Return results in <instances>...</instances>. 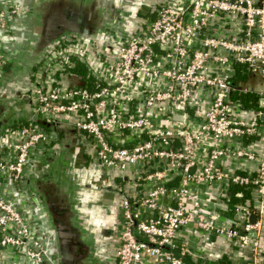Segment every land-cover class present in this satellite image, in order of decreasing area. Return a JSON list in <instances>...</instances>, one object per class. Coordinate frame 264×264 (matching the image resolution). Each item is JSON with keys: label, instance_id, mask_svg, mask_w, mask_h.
Returning <instances> with one entry per match:
<instances>
[{"label": "built area", "instance_id": "built-area-1", "mask_svg": "<svg viewBox=\"0 0 264 264\" xmlns=\"http://www.w3.org/2000/svg\"><path fill=\"white\" fill-rule=\"evenodd\" d=\"M17 2L0 0V39ZM150 2L119 52L66 39L35 67L30 98L37 120L51 128L27 122L0 133V264L7 251L26 264L50 262L5 187L23 189L28 165L47 156L59 127L73 130L100 172L115 173L126 188L114 264H204L217 239L259 264L264 0ZM9 63L0 42V74ZM80 64L91 82L74 74ZM238 66L261 77L258 109L233 99L248 92L232 83ZM232 193L238 201L231 207Z\"/></svg>", "mask_w": 264, "mask_h": 264}, {"label": "crops", "instance_id": "crops-1", "mask_svg": "<svg viewBox=\"0 0 264 264\" xmlns=\"http://www.w3.org/2000/svg\"><path fill=\"white\" fill-rule=\"evenodd\" d=\"M26 2L33 7L35 0H26ZM143 3L141 16L150 11V8L147 7V5L150 6L151 4L150 0H144ZM11 19H9V27H13V29L12 31L9 29V34L1 36L0 42L7 52L17 50L19 53L34 40L35 34L40 29L39 22L35 19H30L14 24L12 22L13 19ZM9 68L10 63L7 69L0 74V77ZM14 82L6 88L11 94H19L22 93L20 90L29 88L25 81L15 79ZM78 82L77 78L72 79L73 84ZM31 83H33V78ZM239 83L238 88L248 91L247 93H258L261 89V77L259 75H250L246 81ZM31 88L32 85L30 86V92ZM7 101H12L14 104L8 105ZM18 102H20L21 107L13 113L15 103ZM201 103L203 102L201 101ZM3 104L0 110L5 111V114L9 113L10 118L8 117L7 120L9 124L13 119L15 121L23 118L26 121L29 116L31 117L28 105L20 99L10 98L4 101ZM204 107L205 105L200 104L201 111ZM8 129L11 128L9 127ZM51 132V150L47 156L35 159L28 165L26 183L23 189L17 190L13 184H7L5 188L8 193L17 197L22 204L28 218L37 228V236L40 239L41 237L43 238L44 242L42 244L45 246L44 248L51 260L57 256L61 245L63 247L67 245L64 239L67 233L69 236L75 231L78 237L85 239V229L79 233V227L82 224L87 227L86 232L88 234H90V231L96 230L102 234L105 233V240L100 253L103 257L110 258L115 254L118 243L117 239H114L111 234H113V230H116L115 224L118 221V211L121 204L113 190L110 189L116 184L114 181L115 177L110 179L108 183L109 191L104 193L101 188L100 167L80 148L75 132L67 127H62L55 131L52 130ZM8 140H11V137ZM68 176L70 179L67 182L66 178ZM75 200H78V203H75ZM73 205L75 206L74 208ZM104 206L109 208L104 209ZM114 226L115 228H113ZM58 229L62 234L60 237L56 236ZM71 243L74 244L75 241ZM66 248L67 246L61 251L66 254L65 258L68 261L72 259L77 248ZM81 251L79 247L77 252L80 253ZM208 251L209 260L205 261L204 264H219L224 259L230 264H252L249 254L247 256L241 252H236L221 239H217L208 248ZM258 252L259 264H264V224L259 239ZM2 257L5 258V264H26L23 257L14 255L12 252H4Z\"/></svg>", "mask_w": 264, "mask_h": 264}, {"label": "water", "instance_id": "water-1", "mask_svg": "<svg viewBox=\"0 0 264 264\" xmlns=\"http://www.w3.org/2000/svg\"><path fill=\"white\" fill-rule=\"evenodd\" d=\"M144 0H35L28 5L26 0L17 2L19 13L12 18L14 24L22 20L35 19L39 22V32L34 40L18 53L9 51L10 68L0 77V99H20L28 105L31 115L26 122L44 124L37 120L30 98L31 79L34 69L45 55L62 40H91L98 48L111 46L119 52L124 42L137 30L141 20ZM11 19V20H12ZM13 27L10 28L12 31ZM110 48L108 50H111ZM15 79L25 81L29 88L22 93L11 94L8 86ZM180 120V117L176 118ZM264 120V118H263ZM47 125V124H46ZM51 128L50 125H47ZM62 127H59V129ZM255 217L252 218V222ZM180 257V252H175Z\"/></svg>", "mask_w": 264, "mask_h": 264}, {"label": "flooded vegetation", "instance_id": "flooded-vegetation-1", "mask_svg": "<svg viewBox=\"0 0 264 264\" xmlns=\"http://www.w3.org/2000/svg\"><path fill=\"white\" fill-rule=\"evenodd\" d=\"M17 1H18V3H21V0H17ZM109 48H111V46H109V47H100V50H102V51H108ZM7 103H8V105L9 104L10 105L14 104L12 101H7ZM20 107H21L20 102L15 103L14 110L12 112L14 113V112L18 111L20 109ZM8 117H9V113H6L5 114V111H1L0 110V132L1 133H3L4 131H6L9 128V126H13L14 125V119L9 124L8 121H7L8 120ZM100 174H101V177H102L101 188L104 191V193H106L107 191H109V185H108V183H109V181H110L111 178H114L115 177V180L114 181H115L116 184H114L115 186H112L113 188H110V189L113 190V193L115 194V196L117 197V199H119V201L121 202V200L124 198V194H125L124 191L126 190L123 182L119 178H116V174L115 173H109V174L105 173V174H102L100 172ZM69 179L70 178L68 176L66 178V181L68 182ZM72 180H73V178H72ZM75 203H78V200H75ZM74 207L75 206L73 205V208ZM108 208L109 207L104 206V209H108ZM118 216H119V211H118ZM75 217H76V215H75ZM54 220L57 223V220H56L55 217H54ZM115 226H117V223L115 224ZM115 226L113 228H115ZM84 229H85V234H86L85 235L86 237H84L85 239H82V238L78 237L77 236V233H75V231L72 232V235L69 234V236H68V233H67L69 231H67V232H65L67 234L64 236V239L67 242V245H66L67 248L66 249H69V248L71 249L72 247L74 249L75 248L78 249L80 247V250H82V251L80 253H78L77 252V249H76L74 251L76 253L73 254L72 259L67 261V258H65L66 254L65 253H62L63 251H61L66 246L63 247L61 245L60 248H59L60 250H59L57 256H55V258L52 259V260L50 259L49 260L50 261L49 264H114V261H113V256L114 255H112V257H110V258H106V257H103L102 254L100 253V249L102 248L103 241L105 240L104 239L105 238L104 237L105 236V233L102 234L98 230H96V231H90V234H88L86 232L87 231L86 230L87 227L84 224H82L79 227V230H80L79 233L81 231L83 232ZM36 232H37V228H36ZM112 233L113 234H111V236L113 235L114 236V239H115V230H113ZM60 235H62V234H61L60 230L58 229L57 232H56V236L57 237H60ZM40 240H41V242H44L42 237H41ZM73 241H75L74 244L71 243ZM47 255H49V254L47 253Z\"/></svg>", "mask_w": 264, "mask_h": 264}, {"label": "trees", "instance_id": "trees-1", "mask_svg": "<svg viewBox=\"0 0 264 264\" xmlns=\"http://www.w3.org/2000/svg\"><path fill=\"white\" fill-rule=\"evenodd\" d=\"M74 74L80 76V80L83 82H91V80H93L92 76H89L88 70L84 67V66H78L75 70H74ZM249 73L248 70L245 69L244 67L238 66L237 67V73L236 75L232 78V83L236 86V88H238L239 86V82L242 81H246V79L248 78ZM88 86L90 87V84L88 83ZM233 99L235 101H238L241 105L242 108L245 109H258V100H259V94L258 93H247V94H243V93H239V91H236L233 93ZM4 101L0 100V107H2L4 104ZM41 120V119H40ZM42 121V120H41ZM25 124V125H29V123H27L26 121L23 120V118H20V120H15L14 121V125L13 126H9L10 128H14L16 126H18L19 124ZM44 123V122H43ZM36 124V123H35ZM42 128L44 129H50L46 123L44 124H39ZM68 130V129H67ZM64 131V130H63ZM1 133V132H0ZM239 189L236 187L234 188V193L237 192ZM246 194L249 193V191H244ZM232 193L233 195V202H230L229 204L232 207V204L237 203L238 198H235V194ZM219 264H230L229 262L226 261V259L220 261Z\"/></svg>", "mask_w": 264, "mask_h": 264}]
</instances>
